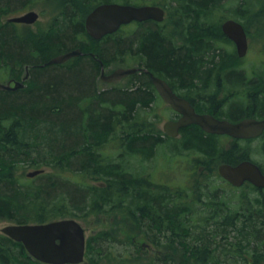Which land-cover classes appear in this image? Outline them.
<instances>
[{"label": "trees", "instance_id": "1", "mask_svg": "<svg viewBox=\"0 0 264 264\" xmlns=\"http://www.w3.org/2000/svg\"><path fill=\"white\" fill-rule=\"evenodd\" d=\"M27 1L30 0H0V11L7 14L8 9ZM114 1L137 3V0H55L51 8L53 18L43 29L32 32L34 35L25 29L17 30L14 23L0 25V70L6 69L12 76L22 72L25 64L30 66L24 88L0 91V216L15 223H29L63 217L80 219L103 208L117 210L133 227L127 235L129 239L180 245L190 264H262L264 212L246 217L245 209L240 214L236 209L223 207L199 215V219L204 218L202 222L206 221L200 226L192 224V208L187 200L170 201L167 194L164 199L153 193L146 197L137 195L138 188L156 185L139 181L137 172L132 174L131 166L123 161L138 155L141 160L150 159L153 151L164 143L163 131L151 129L149 135H140L145 128L131 124L136 103L147 105L150 91L155 92L148 73L142 70L132 74L136 87L128 92L95 93L94 89V77L101 62L109 66L136 61L135 66L197 96L218 92L220 75L241 77V73L229 70L233 67L231 60L237 59H231L218 48L226 36L209 22L215 20L211 10L228 0H166L160 4L166 10L162 23L138 22L100 40L92 39L85 31V16L97 4ZM241 1L247 10L253 9L252 0ZM201 17H206L207 24L197 27L196 20ZM187 19L192 24L184 28L187 36L177 44L170 30L163 27L166 22L183 25ZM211 34H216V39ZM75 48L82 54L71 58L70 64L47 63L52 56ZM252 87L249 91H254ZM256 99L253 96L254 103L246 107L229 104V115L238 118L247 114ZM83 100L88 102L84 105ZM115 103L121 104L122 109H115ZM122 123L130 125L120 127ZM203 134L210 136L198 126H189L185 138L190 145L211 154ZM111 140H118L119 154L115 158L102 152L105 143ZM18 160L33 169L52 167L55 173L37 175L39 181L34 185H18L12 177V166ZM67 169L72 178L64 179ZM96 178L105 181L99 186L87 183ZM131 187L134 205L129 207L126 191ZM209 221L213 223L209 225ZM109 239L106 232L87 238L85 258L89 264L95 261L96 253L103 252L102 245ZM31 259L20 242L0 235V264H32ZM152 264L174 263L169 255L159 253Z\"/></svg>", "mask_w": 264, "mask_h": 264}, {"label": "rangeland", "instance_id": "2", "mask_svg": "<svg viewBox=\"0 0 264 264\" xmlns=\"http://www.w3.org/2000/svg\"><path fill=\"white\" fill-rule=\"evenodd\" d=\"M252 1L254 3L252 5V10H247L245 4L243 5L241 0H228L226 2L221 1L220 7L211 10L214 12H212L214 14L212 17H215V20L211 19L209 22L216 25L215 28H212L221 31V33V24L229 18L238 20L244 25L249 39L248 51L244 57L237 56L236 49L231 44L232 41L227 37H225L226 41L223 40L224 45L221 44L223 47L220 46L218 48L222 49L224 54L226 53L225 55L230 56L231 59L239 58L243 60L242 62H234L233 64L236 65V67L243 65L248 70L257 71L259 68L257 64L258 61L264 59V0ZM53 2H55V0H30L20 7L17 6L16 8L8 9L7 14H2L0 11V25L7 23L9 17L20 15L28 10H35L39 14V17L34 24H14L19 31L25 29L30 34L36 33L38 28L43 29L53 18V14L51 13ZM151 2L162 4L167 1L151 0ZM204 14L210 15L205 13V11ZM205 21L206 17H201L199 20H196V26L198 27V25H202V23L207 24ZM194 22L193 24H195ZM190 24H192V20L190 19L184 21L183 25H170L166 22L165 25L163 24V29L167 31L170 30V33L174 35L175 42L177 44H181V39L186 38L188 32L187 29L184 28H188L187 25L189 26ZM123 26L124 25L121 27ZM210 36L212 39H216V34H211ZM235 55L237 58H233ZM131 63L132 64L130 65L110 64L109 66H105V72H111L117 67H131L136 65V61H132ZM68 64H70L69 61L66 62V65ZM246 74L249 80H254V77L252 76L254 73L246 72ZM10 76L11 75H8V70H0V82H5ZM99 76L100 71L94 77L95 93L104 90L107 92H128L136 87L134 82L135 78L132 75L122 78L121 81L116 83L103 82ZM248 79V83L254 86V82H250ZM250 85H247V87L241 90V92H243L240 96L230 100L218 95L219 91L215 93H203L198 96V99H202L204 107L208 109H211V106L214 108L221 107L222 112L226 114V112H228L229 104L231 103H240L243 107L254 103L253 91H249L252 87ZM176 86L181 87L180 85ZM241 88L243 87L239 85L238 89ZM150 94V100L147 104L148 107H144L147 105H139L137 103L135 115H132L133 117L131 118V124L134 127L145 128L140 131V135H149L152 130L155 132H162L163 123L167 117L171 116V111L168 108H165L164 105L161 107L159 99L154 96L152 91H150ZM87 102L88 100L84 101L83 104L85 105ZM105 104L110 103L105 102ZM114 105V108L117 110H121L123 107L121 104L118 105V103H115ZM129 125L130 124L128 123H122L119 126L129 127ZM162 137L164 138V136ZM204 139L206 140L205 143L210 147L209 151L211 154L194 145L187 144L183 135L180 137V140H175V144L177 145L175 150L171 149V146L166 143L165 146L159 145L158 148L153 151L150 159L144 158V160H141L140 155L136 156V158L130 157L129 159V165L132 168V172H137L136 174L139 181H146L147 183L155 184L156 186L152 187L165 190V195L167 194L171 197H173L174 194L172 193L170 195L168 194L169 192H175L178 194L183 189L182 194L178 195L179 197H182V200L187 199L188 202H185L189 203V206L192 208V213L190 214L192 224L195 225L196 223H199L200 226H203L206 221L202 222L204 218L199 219V215L210 214L212 210H220L223 207H225L226 210L236 209L238 210V213L242 214L245 206L249 205L244 201V191L225 187L218 189L217 187L220 185L212 184V181H219H217V179L215 180L211 176L205 175L206 167L201 168L202 165L206 164L205 162L208 160L210 155L212 156L213 165L218 164L225 153H230L232 158H238L246 152H249L248 154H250L255 160L264 163V141L262 139L253 142H238L236 145L232 143L233 141L231 142L227 139H219L210 136H204ZM117 141L118 140H111L106 142L102 152L106 155L110 154L113 158H115L119 154V150L116 145ZM207 155L208 158L206 157ZM44 169L45 173H51L50 167L45 166ZM31 170H33V168L27 167L26 162L19 160L16 161L12 166V177L14 179L16 178V184L24 186L36 184L37 181H39L38 176H26V173ZM66 172L69 174L68 169ZM70 177L72 178V176ZM103 181L105 180L96 178L89 180L87 183H89L90 186H99ZM158 194L163 195L164 192L159 191ZM189 197L194 198L192 200H188ZM171 199L175 201L174 198ZM171 199L169 200L171 201ZM180 205L181 204H179V206ZM193 210L195 211L194 213ZM198 219L202 222V224L197 222ZM77 220L85 229L86 238L97 232H106L110 238L102 245L103 252L101 254L96 253V255H94L95 261L90 264H152L153 260H156V257H158L159 252L163 256L169 255L174 264H190V261H187L184 257L185 251L180 245L167 246L162 240L160 244L157 245L150 244L147 239H138L135 242L132 238L129 239L127 235L133 227L130 226L127 219L124 218L117 210L106 211L103 208L102 211H99V213L91 212L90 215H86L85 217ZM126 222L128 223L126 224ZM14 223V221L4 219L0 216V235H3L1 232L2 227ZM212 223L213 221H209V225ZM140 246H142V248ZM145 247H152V252L156 253L152 254L143 252ZM31 260L32 264H34V259L32 258ZM38 262L39 263L35 264H47L40 261ZM79 264H89V262H87V258H85L84 261Z\"/></svg>", "mask_w": 264, "mask_h": 264}, {"label": "water", "instance_id": "3", "mask_svg": "<svg viewBox=\"0 0 264 264\" xmlns=\"http://www.w3.org/2000/svg\"><path fill=\"white\" fill-rule=\"evenodd\" d=\"M165 11L156 5H133L119 2H104L96 5L85 17L84 27L89 37L100 40L105 35L117 31L122 25L131 21H144L152 19L161 22ZM38 19V13L34 10L25 12L19 16L8 18L9 22H23L32 24ZM223 33L235 44L236 53L239 57L246 54L248 49L247 35L243 25L234 20L227 19L221 24ZM82 51L79 48L68 50L48 59V64H60L71 57L79 56ZM100 79L103 82L116 83L123 77L134 74L139 70L137 67H118L112 72L105 74L103 63H100ZM151 82L162 99L180 112L182 116L176 121H168L164 124L166 132L171 126L176 135L180 127L188 124H197L208 133L229 134L232 137H253L264 129V119L256 120L247 118L237 122L227 119H218L208 113H197L190 103L176 95L167 82L147 71ZM23 86L21 82L14 85L0 83V89L14 90ZM43 170H34L27 173L33 177ZM244 172L257 184L264 185V177L259 168L251 162H242L237 166L221 164L219 173L231 180L235 185L239 184L238 174ZM261 179V180H260ZM1 232L16 242L22 243L26 251L34 259L47 264H79L84 259L85 231L82 225L74 218L56 219L43 223L8 224L2 227ZM264 264V263H263Z\"/></svg>", "mask_w": 264, "mask_h": 264}, {"label": "flooded vegetation", "instance_id": "4", "mask_svg": "<svg viewBox=\"0 0 264 264\" xmlns=\"http://www.w3.org/2000/svg\"><path fill=\"white\" fill-rule=\"evenodd\" d=\"M159 5L157 3H152L151 0H137V3L135 5ZM160 6V5H159ZM145 21H151V22H155L154 20L151 19H147L144 21H140V22H145ZM36 22V21H35ZM139 21H132L129 24H135L138 23ZM156 23V22H155ZM21 24H26V23H21ZM34 24V23H33ZM39 29V28H38ZM38 31V30H37ZM247 33V32H246ZM248 36V34H247ZM249 40V39H248ZM234 47V43H231ZM69 60L60 63V64H66V62H68ZM242 59H237V60H231L232 63L234 62H242ZM258 70L257 71H251L248 70L247 68H245L243 65H239L238 67H236V65L233 64V67L230 68V71L236 72V73H241V77H237V78H230L227 74H223L219 76V81L218 85L220 86L218 95H220L221 97H224L228 100L238 97L241 95V90L244 89L245 87H247V85H250L247 81L248 76L246 74V72H252L254 74H252V76L254 77V80H249L250 82H254V91L253 94L254 96L257 98L253 108L251 109L250 112H248L247 114H243L238 118H232L229 115V112L223 113L221 107L219 108H214L213 106H211V109H208L206 107L203 106V102L202 100L199 98L196 93L191 94V92H187L185 91L184 88L181 87H174L172 85H170V87L173 89V91L180 97L185 98L190 105L195 109V111L197 113H208L213 115L216 118L219 119H227L229 121L232 122H237L243 119H247V118H254L256 120H263L264 119V59H261L258 61ZM228 70V71H229ZM246 74V75H245ZM29 75H30V66L28 64H25L23 67V71L16 74V75H12L10 76L5 82H0V83H8L10 82L11 85H14V82H21L23 83V86L14 89V90H5V89H0V91H15L21 88H24L26 82L29 79ZM217 77V76H216ZM215 77V78H216ZM149 80L150 77L148 76ZM153 85V84H152ZM241 85L243 88L238 89V86ZM154 86V85H153ZM237 86V87H236ZM251 86V85H250ZM236 87V88H235ZM155 88V87H154ZM152 93L154 94L155 97H157L159 99V104H161V107L164 105L165 108H168L171 111V116L167 117L166 121H174V120H178L182 114L176 110H174L168 103H166L161 96L158 94L157 90L155 89V92L152 91ZM161 101V102H160ZM139 105H141V103H138ZM201 104V106H200ZM238 104V103H237ZM137 105V103H136ZM144 107H148L144 106ZM227 111V110H226ZM164 122V123H165ZM189 126H197L195 124H188L184 127H181L180 129H178V132L176 134V136L171 135V133L174 132V129L169 126L167 131L171 132H164V143L161 144L163 146H165V144H169L171 146V149H176L177 145L175 144V140H180V137H182L184 135L185 137V133L187 131V128ZM163 127V126H162ZM199 127V126H198ZM200 128V127H199ZM163 129V128H162ZM205 134H210V137H215V138H219V139H227L230 140L233 144H237L238 142H253L259 139H262L264 141V129L261 131V133H259L256 136L253 137H232L229 134H216V133H205ZM207 136V135H206ZM185 142L187 144H190L191 142H189L187 140V138H185ZM173 143V144H170ZM249 152H246L244 155L238 157V158H232V155H230V153H225L224 156H222L221 161L218 164L213 165L212 163V156L210 155L208 158V155L206 156L208 158V160L205 162V165H202L201 168L206 167L205 170V175L206 176H211L213 177L215 180L217 179V181L219 182H213L212 184H217L220 185L217 188L220 189L221 187H225V188H231V189H236L239 191H244L245 195H244V201L246 204H249L247 206H245V215L246 217L253 215L255 212L257 211H262L264 212V185L259 183H255L253 181V179L245 174L244 172H239L238 174V179H239V184L235 185L234 183L231 182L230 179L223 177L220 173H219V166L221 164H226V165H230V166H237L242 162H251L254 165H256L259 170H260V174L262 177H264V163L263 162H259L257 160H255L250 154H248ZM130 159V157H129ZM129 159L127 161H123L125 164H129ZM51 168V173H55L54 169L52 167ZM133 174V172H132ZM131 174V175H132ZM64 179H68L69 178V174L67 172L63 173ZM214 180V181H215ZM261 180V179H260ZM264 181V180H262ZM141 182H146V181H141ZM143 185V184H142ZM115 191H118L117 188H115ZM162 191L164 192L163 195H159L158 192ZM176 191V190H175ZM183 189L178 193V194H182ZM133 192H134V188H128V190L126 191V201H127V205L129 207L133 206V202H134V197H133ZM150 193H153V195L159 197L160 199H164L166 198L165 190H161L157 187H146L143 186L141 188H138L137 190V195H139L140 197H146L149 196ZM174 194V199L177 202H182V197H179V195L175 192H169L168 194ZM165 196V197H164ZM194 197H189L188 200H192ZM169 199H171V196L169 197ZM187 200V199H186ZM134 240V242L137 240L136 238H132ZM151 244V243H150ZM142 248V246H140ZM151 249V250H150ZM152 247L151 248H147L145 247V249L143 250V252L145 253H156V252H152ZM160 253V252H159Z\"/></svg>", "mask_w": 264, "mask_h": 264}]
</instances>
